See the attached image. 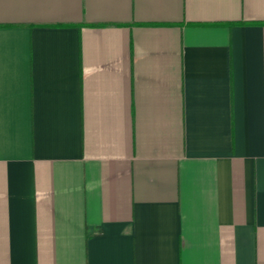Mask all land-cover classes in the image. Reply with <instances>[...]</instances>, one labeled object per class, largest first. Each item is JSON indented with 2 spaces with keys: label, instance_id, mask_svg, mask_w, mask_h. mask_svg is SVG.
Wrapping results in <instances>:
<instances>
[{
  "label": "crops",
  "instance_id": "1",
  "mask_svg": "<svg viewBox=\"0 0 264 264\" xmlns=\"http://www.w3.org/2000/svg\"><path fill=\"white\" fill-rule=\"evenodd\" d=\"M0 264H264V0H0Z\"/></svg>",
  "mask_w": 264,
  "mask_h": 264
}]
</instances>
